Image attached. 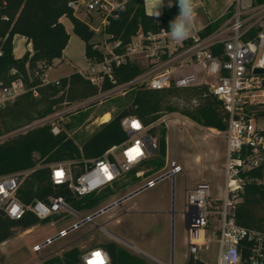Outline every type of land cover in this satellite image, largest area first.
<instances>
[{
    "label": "built area",
    "instance_id": "obj_1",
    "mask_svg": "<svg viewBox=\"0 0 264 264\" xmlns=\"http://www.w3.org/2000/svg\"><path fill=\"white\" fill-rule=\"evenodd\" d=\"M129 1L69 2L76 16L81 12L89 16L85 21L93 32V38H96L93 49L101 57L88 60V66L78 73L96 86L98 92L92 97L75 101L67 109L55 105L50 114L18 128L14 134L0 136V142L45 125L50 126L54 135H59L66 131L59 122L65 121L68 113H76L98 99L126 95L138 89L162 91L205 86L207 93L204 95L217 99L220 110L225 114V183L219 199L211 197V186L205 181L187 191L184 218L188 259H200L202 243L205 250H210L216 242L219 248L216 264H264V231L242 226L236 220L237 207L250 181L249 173L264 169V127L259 126L264 117L257 112L264 108V73L255 72L256 69H264V4H255L254 0H233L231 9L229 7L218 18L222 21L216 29L203 35L205 26L195 28L192 35L180 44L170 39V31L165 28L158 32L138 30L125 43L108 29L119 19ZM3 19L9 21L8 16ZM157 24H160L159 20ZM6 37L0 38V59L4 56ZM126 64L138 65L141 72L129 81L118 83L115 71ZM38 66L41 69L39 86L54 85L60 90V95L67 93L69 86H62L61 78L50 77L54 64L39 63ZM106 82L112 86L103 89ZM28 91L39 96L37 87H29L19 69L13 67L5 76L0 70V110ZM62 104L71 105V102L65 100ZM121 125L126 140L110 147L102 156L49 164L52 185L67 187L73 198L79 200L115 190L133 171L138 178L144 176L147 171L141 169L158 153V138L150 135V126L137 116L122 118ZM152 125L157 126V121ZM171 167L174 177L182 172L175 158ZM33 171L26 169L0 176L1 212L15 220L28 213L35 215L39 221L55 217L51 226L70 215L80 214L60 195L51 194L45 200L32 203L22 201L19 190ZM155 183L149 180L147 186ZM84 221L94 223V217H87ZM212 221L217 223V229L208 236L205 231ZM97 227L108 233L103 226ZM68 233V230L61 229L58 237ZM48 241L52 242L51 239ZM42 248L43 245L33 246L35 252ZM80 259L81 264H111L109 253L101 247L84 251Z\"/></svg>",
    "mask_w": 264,
    "mask_h": 264
},
{
    "label": "trees",
    "instance_id": "obj_2",
    "mask_svg": "<svg viewBox=\"0 0 264 264\" xmlns=\"http://www.w3.org/2000/svg\"><path fill=\"white\" fill-rule=\"evenodd\" d=\"M70 1L73 0H0V38L7 36L3 46L4 56L0 59L1 73L5 76L11 68L16 67L23 73L27 85L37 87L39 92V96L36 97L32 91H28L14 103L0 110V136L50 114L53 107L60 102L65 100L75 102L97 94L98 88L77 71L61 78L62 86H69L66 94L60 95V90L54 85L39 86L41 69L38 64L51 65L54 60L62 58L69 42L70 35L60 21L62 17L70 20L74 33L85 42L87 59L101 57L100 53L93 49V32L85 20L74 14L73 9L68 5ZM254 3L264 4V0H254ZM178 12L175 0L173 6L165 9L159 17L146 12L143 0H130L119 19L115 20L108 30L127 43L138 30L158 32L161 28H165L170 31V21L178 15ZM4 16H8L9 21L4 20ZM158 20L160 24H157ZM221 21L220 18L209 22L202 34H208L216 29ZM16 35L23 36L27 43H31L32 51H26L23 56L17 57L13 45ZM140 72L141 68L138 65L126 64L115 71V77L118 83H122L131 80ZM111 86V83L106 82L103 89ZM177 90L179 89L133 91L131 104L99 126L81 146H78L65 132L54 135L49 125L7 138L0 142V176L34 169L19 190V197L25 203L45 200L49 195L54 194L64 196L77 211L95 208L117 194L118 190L115 188L100 195L74 199L67 187L52 185L49 180L48 165L66 160L102 156L110 147L126 140L127 136L121 125L122 118L137 116L145 125L150 126V135L158 138V155L156 154V159H150L145 163L150 165L146 168L145 175L160 170L164 166L166 156L164 139L166 130L162 128L161 135L159 128L152 124L160 118L163 97ZM194 90L202 96L207 92V87H197ZM209 96L211 101H206L203 110L196 114H186L201 126L224 131L225 114L220 110L219 101ZM171 110L174 111V108ZM257 112L259 116L264 117V108ZM248 177L250 181L246 184L243 199L237 207L236 220L242 226L264 231V183L261 182L264 178V169L254 170ZM39 222V219L31 213L15 220L0 211V244L13 238L16 230L30 229ZM103 248L108 251L111 264H147L127 253L115 242H106ZM84 251L72 247L59 256L45 260L42 264H81L80 256ZM186 264L205 263L201 259L191 257Z\"/></svg>",
    "mask_w": 264,
    "mask_h": 264
},
{
    "label": "rangeland",
    "instance_id": "obj_3",
    "mask_svg": "<svg viewBox=\"0 0 264 264\" xmlns=\"http://www.w3.org/2000/svg\"><path fill=\"white\" fill-rule=\"evenodd\" d=\"M194 2L197 13L195 26L202 27L210 18L214 19L225 14L233 0H194ZM168 5L169 0H160L159 3L157 0H145L146 11L150 15H155L158 10L164 11L169 8ZM78 16L84 20L89 19L88 14L84 12L79 13ZM65 26L70 35L69 42L62 58L59 59L61 62L51 70V78L66 77L88 66L85 42L74 33L69 19L65 21ZM194 30L195 27L193 32ZM95 39L93 38L92 42ZM16 44V55L23 56L26 51L31 50L27 47L24 38H17ZM132 93L133 91L126 95L111 96L105 100L98 99L76 113H68L65 121H60L59 124L65 128L64 132L81 146L102 125L100 122L103 113L108 112L111 120L131 104ZM207 100L211 101L208 94L198 95L194 88L179 89L175 93L166 94L163 97L160 118L157 120L160 134L162 135V128L166 130L164 135L166 156L163 168L150 175L145 173L139 178L135 176L136 171L131 172L117 186V194L95 208L81 210L79 215H70L55 226H51V222L55 220V217H52L40 221L30 229L16 230L13 238L0 244V264H42L45 260L59 256L72 247L92 248L101 240H111L110 236L97 226H103L126 241V244L136 245L138 248L121 243L130 255L147 264H161L160 262L169 264L172 254L174 264H186L188 246L184 211L187 191L194 188L197 183L205 181L211 186V197L220 198L225 183L224 162L227 147L223 131L201 126L186 114L200 112L204 109ZM60 103L58 104L60 109H67L75 102L66 106ZM172 108L174 111L171 110ZM259 126L264 127V120L259 122ZM17 129L7 134H14ZM157 155L150 159H156ZM173 158L182 168V172L175 177L171 174ZM149 166L145 164L141 170H147ZM149 180L156 183L147 186ZM261 182L264 183V178ZM135 191L138 192L121 206H114L104 211L110 204ZM92 216L95 224L86 221L70 230L66 236L57 237L51 243L45 244L48 239L58 236L61 229L69 230ZM216 229L217 223L212 221L205 233L211 236ZM37 244L43 245L39 252L33 250V246ZM204 245L202 243L199 248L200 259L205 264H216L218 244L214 242L210 250H205ZM138 249L144 250L154 259Z\"/></svg>",
    "mask_w": 264,
    "mask_h": 264
},
{
    "label": "clouds",
    "instance_id": "obj_4",
    "mask_svg": "<svg viewBox=\"0 0 264 264\" xmlns=\"http://www.w3.org/2000/svg\"><path fill=\"white\" fill-rule=\"evenodd\" d=\"M159 3L160 0H157ZM178 6V15L170 21L169 35L170 39L175 44H180L184 40L188 39L195 27L196 11L194 0H175ZM169 7L173 6V0H169ZM161 12L158 10L155 12V16L159 17Z\"/></svg>",
    "mask_w": 264,
    "mask_h": 264
},
{
    "label": "crops",
    "instance_id": "obj_5",
    "mask_svg": "<svg viewBox=\"0 0 264 264\" xmlns=\"http://www.w3.org/2000/svg\"><path fill=\"white\" fill-rule=\"evenodd\" d=\"M143 2H144V4H145V0H143ZM232 3V2H231ZM229 6V5H228ZM146 8V7H145ZM147 12V11H146ZM163 13V11L161 12V14ZM79 18H81L80 16H78ZM196 17H197V13H196ZM220 17V15L219 16H217V17H215L214 19H212V18H210L209 20H208V22H205V23H203V25H202V27H198V26H195V28H203L204 26H206L209 22H211V21H215V20H217L218 18ZM66 20H68V18L67 17H62L61 19H60V21L64 24V26H65V21ZM65 28H66V26H65ZM67 29V28H66ZM72 29H73V25H72ZM19 37H21V38H24L23 36H21V35H16L15 37H14V40H13V45H14V54L16 55V52H15V47L17 46V44H16V39L17 38H19ZM25 39V38H24ZM26 40V39H25ZM26 43H27V41H26ZM20 44H21V42H20ZM27 47L28 48H30L31 50H32V44L31 43H27ZM30 50V51H31ZM17 57H21V56H19V55H16ZM61 61H59V59H56V60H54V62H53V64L54 65H59V63H60ZM70 75V74H69ZM62 78V77H61ZM221 198V197H220ZM219 199V198H218ZM126 201V200H125ZM124 201V202H125ZM123 202V203H124ZM122 203V204H123ZM158 213V212H157ZM108 231V230H107ZM106 234H108L109 236H110V238H111V240H101V241H99V242H97V244L96 245H94L93 247H101V248H103V244L104 243H106V242H115V243H117L122 249H124L127 253H129L124 247H122L121 246V243L122 244H126L127 242L126 241H124L122 238H120V237H118L117 235H115L114 233H112V232H110V231H108V233H106ZM126 245H130V247H133V248H138L136 245H134V244H126ZM92 247V248H93ZM88 249H90V248H86V249H83V250H88ZM104 249V248H103ZM106 250V249H105ZM141 253H143L144 255H146V256H150V255H148V253H146L144 250H142V249H138ZM107 251V250H106ZM108 252V251H107ZM130 254V253H129ZM150 258H152V259H154L153 257H151L150 256ZM158 262H160L159 260H157ZM161 264H163L162 262H160ZM170 263H172V264H174V259L172 260V258H171V262Z\"/></svg>",
    "mask_w": 264,
    "mask_h": 264
},
{
    "label": "water",
    "instance_id": "obj_6",
    "mask_svg": "<svg viewBox=\"0 0 264 264\" xmlns=\"http://www.w3.org/2000/svg\"><path fill=\"white\" fill-rule=\"evenodd\" d=\"M255 72L263 74V73H264V69H256ZM138 191H139V190H138ZM138 191H135V192H133V193H131V194H129V195H127V196L121 198L120 200H118L117 202H115V203H113V204H110L107 208L104 209V211H106V210H108L109 208H112V207H114V206H121L122 203H123L125 200L129 199L130 197H132V196H133L134 194H136ZM172 215H173V218H174V210H173V212H172ZM84 222H85V221H83V222H81V223H79V224L73 226V227H72L71 229H69L68 231H70V230H72V229H74V228H76V227L82 225ZM172 224H174V219H172ZM57 237H58V236H56L55 238H52L51 241H53V240L56 239ZM48 242H49V241H47L45 244H47ZM172 260H173V254H172Z\"/></svg>",
    "mask_w": 264,
    "mask_h": 264
},
{
    "label": "bare ground",
    "instance_id": "obj_7",
    "mask_svg": "<svg viewBox=\"0 0 264 264\" xmlns=\"http://www.w3.org/2000/svg\"><path fill=\"white\" fill-rule=\"evenodd\" d=\"M101 120L102 122H108L110 120V114L108 112H105Z\"/></svg>",
    "mask_w": 264,
    "mask_h": 264
},
{
    "label": "flooded vegetation",
    "instance_id": "obj_8",
    "mask_svg": "<svg viewBox=\"0 0 264 264\" xmlns=\"http://www.w3.org/2000/svg\"><path fill=\"white\" fill-rule=\"evenodd\" d=\"M173 216V215H172Z\"/></svg>",
    "mask_w": 264,
    "mask_h": 264
},
{
    "label": "snow or ice",
    "instance_id": "obj_9",
    "mask_svg": "<svg viewBox=\"0 0 264 264\" xmlns=\"http://www.w3.org/2000/svg\"><path fill=\"white\" fill-rule=\"evenodd\" d=\"M59 175V174H58Z\"/></svg>",
    "mask_w": 264,
    "mask_h": 264
}]
</instances>
